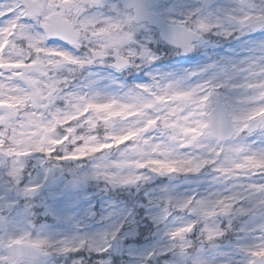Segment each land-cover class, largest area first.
Returning a JSON list of instances; mask_svg holds the SVG:
<instances>
[{
	"label": "snow or ice",
	"instance_id": "snow-or-ice-1",
	"mask_svg": "<svg viewBox=\"0 0 264 264\" xmlns=\"http://www.w3.org/2000/svg\"><path fill=\"white\" fill-rule=\"evenodd\" d=\"M0 264H264V0H0Z\"/></svg>",
	"mask_w": 264,
	"mask_h": 264
}]
</instances>
